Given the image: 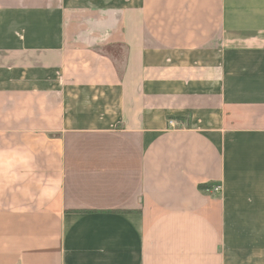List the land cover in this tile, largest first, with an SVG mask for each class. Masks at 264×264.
I'll return each mask as SVG.
<instances>
[{"label":"crops","instance_id":"crops-1","mask_svg":"<svg viewBox=\"0 0 264 264\" xmlns=\"http://www.w3.org/2000/svg\"><path fill=\"white\" fill-rule=\"evenodd\" d=\"M0 264H264V0H0Z\"/></svg>","mask_w":264,"mask_h":264},{"label":"built area","instance_id":"built-area-1","mask_svg":"<svg viewBox=\"0 0 264 264\" xmlns=\"http://www.w3.org/2000/svg\"><path fill=\"white\" fill-rule=\"evenodd\" d=\"M168 125H169V127H174L175 123L173 121L169 120Z\"/></svg>","mask_w":264,"mask_h":264},{"label":"trees","instance_id":"trees-1","mask_svg":"<svg viewBox=\"0 0 264 264\" xmlns=\"http://www.w3.org/2000/svg\"><path fill=\"white\" fill-rule=\"evenodd\" d=\"M200 189H205L207 188V186L203 185V186H199Z\"/></svg>","mask_w":264,"mask_h":264}]
</instances>
